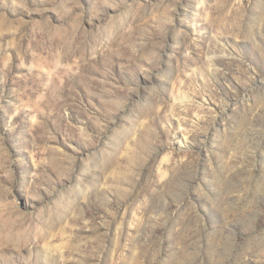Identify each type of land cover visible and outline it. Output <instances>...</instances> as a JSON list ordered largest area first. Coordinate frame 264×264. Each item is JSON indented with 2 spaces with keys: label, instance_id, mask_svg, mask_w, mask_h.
<instances>
[{
  "label": "rangeland",
  "instance_id": "374dc122",
  "mask_svg": "<svg viewBox=\"0 0 264 264\" xmlns=\"http://www.w3.org/2000/svg\"><path fill=\"white\" fill-rule=\"evenodd\" d=\"M0 264H264V0H0Z\"/></svg>",
  "mask_w": 264,
  "mask_h": 264
}]
</instances>
